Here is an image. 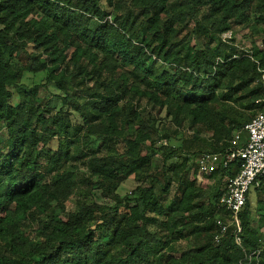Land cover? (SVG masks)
Listing matches in <instances>:
<instances>
[{
	"label": "trees",
	"instance_id": "1",
	"mask_svg": "<svg viewBox=\"0 0 264 264\" xmlns=\"http://www.w3.org/2000/svg\"><path fill=\"white\" fill-rule=\"evenodd\" d=\"M263 73L264 0H0V264H264V174L240 244L241 160L197 178L246 145ZM82 189L113 203L69 210Z\"/></svg>",
	"mask_w": 264,
	"mask_h": 264
},
{
	"label": "built area",
	"instance_id": "2",
	"mask_svg": "<svg viewBox=\"0 0 264 264\" xmlns=\"http://www.w3.org/2000/svg\"><path fill=\"white\" fill-rule=\"evenodd\" d=\"M228 35L230 36V34L225 36ZM262 82L264 84V73ZM256 103L263 104L264 107V98ZM245 130L247 132L245 146L236 147L224 154L205 153L201 155L198 160L199 173L197 175L198 181L202 182L205 180V175L212 171L221 166L227 167L235 160H241L240 171L234 177L226 178L223 193L219 199V204L233 215V220L228 225L235 226L238 244L241 243L238 236L241 230L238 214L245 205L251 185L264 174V108L245 126ZM218 224L221 225V221L218 220ZM222 226L223 230L227 228V224Z\"/></svg>",
	"mask_w": 264,
	"mask_h": 264
},
{
	"label": "rangeland",
	"instance_id": "3",
	"mask_svg": "<svg viewBox=\"0 0 264 264\" xmlns=\"http://www.w3.org/2000/svg\"><path fill=\"white\" fill-rule=\"evenodd\" d=\"M245 33L247 34V32H245ZM227 37L229 38V35ZM233 37H234L235 44L241 46V48L249 49L250 45H251V40L252 41L255 40L256 44L258 46H260L261 48H263L262 43L259 39V37H260L259 35H258V37H255L254 39L253 38L252 39L245 38L241 33H238L236 35L232 34L231 38H233ZM196 42H198V40L196 38H193L191 40V45H194ZM43 78H44V75H39V76L33 77L31 74H26L25 78L23 79V84L25 86H31L32 84H34L36 82L39 83L40 81H42ZM50 91L53 94L58 93V91L53 86L50 87ZM53 105L56 106L57 109H59L61 106V103L57 98H53ZM183 134L186 137H189V135H191V133L188 131H184ZM241 136H243V135L237 134L235 142L238 143ZM244 138L246 139V134L244 135ZM190 146H191L190 149H194V150L198 149L197 144H193ZM204 182H205L207 188L211 189L213 187L212 181L207 180L205 178ZM137 184H138L137 181L134 180L133 178H131L123 184L119 193L121 195H124V194L130 192L131 190H133L137 186ZM224 185H225V183H224ZM94 199H95V201H97L100 204H109L110 205L113 203L110 199L103 197L98 190L94 191V198H93V196L90 195V193L87 190L82 189V190H77L74 192L73 196L71 197V199L68 202V206H69L68 209L69 210H75L77 208L78 204H80L82 202H92ZM261 234L264 236V228L261 230Z\"/></svg>",
	"mask_w": 264,
	"mask_h": 264
}]
</instances>
